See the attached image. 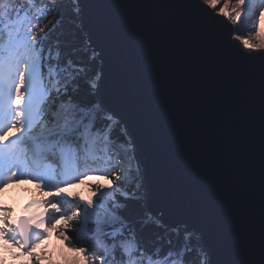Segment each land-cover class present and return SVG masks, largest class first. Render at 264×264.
<instances>
[{
    "label": "snow or ice",
    "instance_id": "6c2138e0",
    "mask_svg": "<svg viewBox=\"0 0 264 264\" xmlns=\"http://www.w3.org/2000/svg\"><path fill=\"white\" fill-rule=\"evenodd\" d=\"M58 2L64 0H0V251L13 259L27 257L29 264H89L97 250L99 264H190L196 259L212 264L204 244L199 253L188 245L163 251L161 220L147 211L132 215L152 196L137 145L98 98L102 71L89 74L72 38L63 35V7L53 12ZM85 2L70 0L77 18ZM232 3L187 0L188 7L202 4L234 24L256 7L253 0H234L235 8ZM106 7L121 10L96 21L110 48L116 94L141 113L156 165L172 193L213 223L222 250L231 257L224 264H264V55L236 50L232 54L259 64L220 73L185 39V21L135 11L167 5L121 0ZM200 11L211 21L203 7ZM187 23L194 27L198 20ZM242 43L264 52V44ZM221 46L235 48L228 41ZM98 55L93 49L90 58ZM93 176L108 180V186L89 182L87 197L74 190ZM32 187L43 198L29 195L17 215L13 202ZM17 188L19 193L11 195ZM53 234L65 242L61 255L55 260L51 250L37 255ZM185 235H190L187 229ZM86 238L95 248L83 243ZM65 248L71 259L63 255ZM187 252H193L190 259ZM5 259L0 254V264Z\"/></svg>",
    "mask_w": 264,
    "mask_h": 264
},
{
    "label": "water",
    "instance_id": "95a60500",
    "mask_svg": "<svg viewBox=\"0 0 264 264\" xmlns=\"http://www.w3.org/2000/svg\"><path fill=\"white\" fill-rule=\"evenodd\" d=\"M121 0H86L81 5L82 13L78 18V29L84 34L87 40L86 47L92 52L94 49L99 55L96 58L98 62L97 71L103 73V83L99 99L104 101L116 114L124 125L127 126L136 145V157L145 171V178L152 191V196L148 200L147 212L158 217L162 222V227L167 230L180 228L185 234V229L190 235L195 237L198 248L204 244L210 250V260L212 264H224L231 257L222 250L214 225L211 221L197 214L189 206L178 199L173 193L166 181L165 175L158 168L155 161V155L150 148V132L145 125L141 113L135 109L125 106L115 91V72L112 64V56L107 38L97 27L96 21L106 14L114 11H121L106 7ZM135 3L150 5H167L164 8L157 9H136L135 11H157L173 16L178 20L185 21V39L199 53V57L210 68L220 72L227 73L236 68L258 65V60H243L240 56L232 54L236 50L251 56L264 55L260 50H249L235 38L233 28L229 19L222 14H217L215 10L207 9L202 4L196 8L187 6V0H132ZM203 7L212 17L207 20L204 12L200 11ZM127 11V10H123ZM197 18L198 23L193 27L187 23L190 18ZM203 21V23H201ZM222 41L230 42L235 46L231 51H225L221 46ZM136 161H133V170ZM259 161L257 155V175H256V206L259 207ZM258 227V222H257Z\"/></svg>",
    "mask_w": 264,
    "mask_h": 264
},
{
    "label": "rangeland",
    "instance_id": "374dc122",
    "mask_svg": "<svg viewBox=\"0 0 264 264\" xmlns=\"http://www.w3.org/2000/svg\"><path fill=\"white\" fill-rule=\"evenodd\" d=\"M259 2L260 0H253V3L256 6L254 11L248 15H242L241 22L239 24H234L233 21L229 19V23H231L232 28H233V33L240 34L241 38L238 40L240 41L241 44H243L242 43L243 39H247L250 43H253V44H258V43L264 44V16L260 15V7H258ZM220 4L221 5L223 4V0H220ZM230 7L232 8L236 7L234 0H233V3L230 5ZM237 10H241V9H237ZM7 135L12 136L13 133L9 132L7 133ZM132 166H133V161H132ZM89 182L93 184L98 182L99 184L103 185L105 188L108 186V183H109L108 180H105L101 177L93 176V177H89V179L86 180L84 184H76L74 186V190L75 191L82 190L84 196L87 197L90 193L88 192V189L85 187V185H87ZM18 193H19V188H17L15 192L11 193V195L16 196ZM29 195H31L33 198H36V199L43 198L39 193L36 192L34 187L31 188V193L20 194L17 200L13 202L17 215H20L23 213L24 200L27 199ZM69 205L70 204H65L64 207L69 212H71V210L68 209L69 207H67ZM19 211H20V214H19ZM63 243L65 242L62 240V238L60 240H57L55 235L53 234L50 241L45 242L47 247H45V245H41V248L37 249V255L40 254L42 250L45 253L51 250L53 252L52 258L55 260L57 259V257L61 255L60 245ZM0 254H3L6 257L4 264H29V260L27 257H21L20 259H13L11 253H2V251H0ZM63 255L66 256L68 259H71V254L68 253L67 248L63 250ZM89 264H95L91 255H89Z\"/></svg>",
    "mask_w": 264,
    "mask_h": 264
},
{
    "label": "trees",
    "instance_id": "16d2710c",
    "mask_svg": "<svg viewBox=\"0 0 264 264\" xmlns=\"http://www.w3.org/2000/svg\"><path fill=\"white\" fill-rule=\"evenodd\" d=\"M63 7V23L61 25V31L65 37L72 38V46L77 49L76 56L79 58L80 62L87 65L89 69V74L96 72L98 68V62L96 59L93 61L91 57V51H89L86 47L87 40L85 39L84 34L78 29L77 23L78 18L75 16L73 12L74 5L70 3V0H64V3H57L53 6V12L56 9ZM258 7H260V2L258 3ZM236 33H234L235 35ZM71 211L74 210L71 205L67 206ZM146 211L145 209H141L139 207H134L132 211L133 216H139ZM75 227V225L73 226ZM178 229V228H176ZM167 230L165 227L159 229L160 232L164 233V241L163 243V251H167L169 247L179 248L184 245H188L190 248L194 249L196 253H198V249L195 246V240L192 236H186L180 229L177 231ZM146 236H151V230H147L145 233ZM168 241H171L169 244ZM85 245L90 248H95V244L91 239H85L83 241ZM186 258H191L193 252H187ZM92 259L95 264H99V256L100 251L97 250L91 254ZM190 264H200V260L196 259L195 261H190Z\"/></svg>",
    "mask_w": 264,
    "mask_h": 264
},
{
    "label": "bare ground",
    "instance_id": "6f19581e",
    "mask_svg": "<svg viewBox=\"0 0 264 264\" xmlns=\"http://www.w3.org/2000/svg\"><path fill=\"white\" fill-rule=\"evenodd\" d=\"M132 163V162H131ZM19 214H20V211H19ZM180 229V228H179ZM181 230V229H180ZM190 236H192L193 238H194V240H195V237L193 236V235H190ZM195 246L197 247V249L199 250L198 251V253L200 252V249L198 248V246H197V243H196V240H195Z\"/></svg>",
    "mask_w": 264,
    "mask_h": 264
}]
</instances>
